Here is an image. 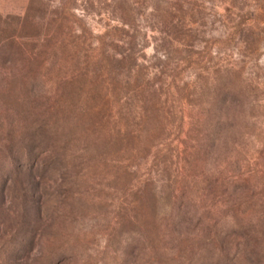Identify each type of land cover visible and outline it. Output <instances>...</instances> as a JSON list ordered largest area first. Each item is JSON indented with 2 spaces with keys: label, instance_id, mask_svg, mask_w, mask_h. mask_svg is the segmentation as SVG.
I'll list each match as a JSON object with an SVG mask.
<instances>
[{
  "label": "rangeland",
  "instance_id": "rangeland-1",
  "mask_svg": "<svg viewBox=\"0 0 264 264\" xmlns=\"http://www.w3.org/2000/svg\"><path fill=\"white\" fill-rule=\"evenodd\" d=\"M13 37L31 60L0 49V121L43 104L60 130L18 169L0 153V264L255 254L224 218L264 188V0H0Z\"/></svg>",
  "mask_w": 264,
  "mask_h": 264
},
{
  "label": "trees",
  "instance_id": "trees-1",
  "mask_svg": "<svg viewBox=\"0 0 264 264\" xmlns=\"http://www.w3.org/2000/svg\"><path fill=\"white\" fill-rule=\"evenodd\" d=\"M0 49H3L4 52L12 56L11 58L21 61L24 65L31 60L26 47L17 41L15 37L7 39L0 45ZM0 91H3V89H0ZM46 94V97L49 98L53 93L46 89ZM228 94H232L231 89L228 90ZM31 114L37 117L35 128L27 123L12 126L5 121L6 119L0 121V153L3 155V163H5L7 169L17 168L21 160L24 157L31 156L34 150L42 149L43 152L54 150V140L56 139L51 134L52 131L59 132L60 126L58 124L59 120L54 121L52 117L59 115V108L42 104L35 107ZM41 118L50 120L40 122ZM245 189L246 187H243V190ZM238 211L239 213H237ZM227 214L224 221L231 220L229 225L227 224L229 229L234 233L244 235L246 237V248H252L255 251V254L248 251L242 256H235V258L237 260L242 259L245 264H264V245L261 249H257V241H252L254 236L264 239V188L261 195L259 192H254L253 195H249L245 199L243 197L236 198L235 202L229 207V213ZM250 239L252 242L249 241Z\"/></svg>",
  "mask_w": 264,
  "mask_h": 264
}]
</instances>
